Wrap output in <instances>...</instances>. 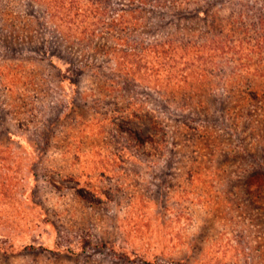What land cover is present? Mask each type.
I'll return each instance as SVG.
<instances>
[{"label":"rangeland","instance_id":"1","mask_svg":"<svg viewBox=\"0 0 264 264\" xmlns=\"http://www.w3.org/2000/svg\"><path fill=\"white\" fill-rule=\"evenodd\" d=\"M8 2L0 264H264V0Z\"/></svg>","mask_w":264,"mask_h":264},{"label":"trees","instance_id":"2","mask_svg":"<svg viewBox=\"0 0 264 264\" xmlns=\"http://www.w3.org/2000/svg\"><path fill=\"white\" fill-rule=\"evenodd\" d=\"M37 1V0H35ZM52 1L53 4V11L49 12L48 14V18L49 20H54V17L57 18L61 24H68L70 23V21L72 19H75L79 22V24H95L93 21H96V14L100 13L101 11L104 10V5H102V7L98 6L97 4H93L90 2V0H50ZM109 1V0H106ZM131 2L135 1V0H130ZM9 5L8 0H6L4 3H1V8H0V12L3 16L0 15V24H20V20L18 22H14L11 21L9 22L8 17H5V13H7L5 9H7L6 7ZM2 9V10H1ZM19 19L20 16H16L13 15V17H11V19ZM231 36L230 33H227V37ZM243 42H245L244 40H242ZM242 41H238V42H234L235 44H240V42ZM190 42L188 41L186 44H189ZM161 46V45H147L145 47V49L141 52H137L136 54H131V52L133 51H126V52H122L124 53L126 56H135V55H140L143 54L144 51H146L145 53L150 54H156L158 58H160L161 60H166V53H164L165 51H158L157 47ZM261 51L259 52L260 54L258 55V58H264V42L261 41V43L258 46ZM236 48V46H232L229 48H220L219 50H217V52H219L221 58L220 60L217 62L220 67L221 66H226L227 63H233L234 61H239L241 60L242 57H244L245 55H247V51L245 50V48L240 47V49H237L236 51H233ZM259 49V50H260ZM185 51H186V46H185ZM136 57V56H135ZM160 65V63H159ZM191 66H194L191 64ZM126 70V69H124ZM127 71H136L135 68L129 67V70ZM133 73H137V72H133ZM129 75H132V72L128 73ZM157 74V73H156ZM262 75H264V72H262V74H259V77H262ZM144 76V73H143ZM147 77V76H146ZM235 76H233V74L229 75V76H225L224 80H225V85L229 84V85H233L236 83L237 87H243L241 82H238L237 79H234ZM151 81V80H150ZM246 81V80H245ZM243 83V82H242ZM245 85V84H244ZM253 87V86H252ZM250 96L252 97H258V93H252V95L250 94ZM129 136L135 140L136 142L142 143V141H152V139L150 137H146V138H142L141 136H139L135 131H129Z\"/></svg>","mask_w":264,"mask_h":264}]
</instances>
